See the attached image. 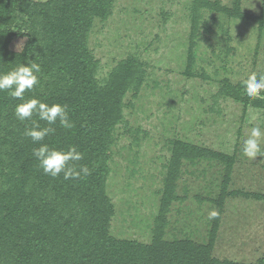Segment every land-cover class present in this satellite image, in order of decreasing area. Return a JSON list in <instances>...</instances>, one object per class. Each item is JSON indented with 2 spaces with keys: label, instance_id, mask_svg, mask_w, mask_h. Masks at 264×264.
Instances as JSON below:
<instances>
[{
  "label": "rangeland",
  "instance_id": "374dc122",
  "mask_svg": "<svg viewBox=\"0 0 264 264\" xmlns=\"http://www.w3.org/2000/svg\"><path fill=\"white\" fill-rule=\"evenodd\" d=\"M210 1L215 8L200 9L194 32L193 0H113L109 14L95 17L87 32L100 83L127 59L141 74L136 91L125 94L112 135L108 231L150 242L173 144L181 141L231 157V167L224 181L223 163L182 160L178 200L163 217L164 239L206 244L213 199L223 189L211 256L255 262L264 254V157L249 160L243 144L252 127L264 131V98L247 96L244 87L240 101L224 92L251 72L264 76V0H239L241 17L224 12L233 0Z\"/></svg>",
  "mask_w": 264,
  "mask_h": 264
},
{
  "label": "trees",
  "instance_id": "16d2710c",
  "mask_svg": "<svg viewBox=\"0 0 264 264\" xmlns=\"http://www.w3.org/2000/svg\"><path fill=\"white\" fill-rule=\"evenodd\" d=\"M112 2L0 0V73L34 60L41 65L39 84L25 93V99L67 104L75 125L71 130L54 125L55 134L44 142L65 150L76 146L84 154L79 164L91 169L80 180L45 175L32 155L39 145L24 135L31 122H21L14 115L22 101L0 92V264H264V254L247 263L211 256L223 189L213 199L219 216L212 219L206 244L164 239L163 217L170 202L178 200L175 183L182 160H217L224 164V181L231 167V157L181 141L173 144L150 242L109 234L113 205L106 179L112 135L123 117L126 92L136 91L141 82L133 59L119 62L103 83L95 77L96 63L86 35L95 17L104 19L109 14ZM238 2L233 0L224 12L243 16ZM201 8L210 10L215 5L193 0V32ZM21 42L23 50L18 51ZM191 65L190 58L187 67ZM242 87L243 83L225 88L224 95L240 101Z\"/></svg>",
  "mask_w": 264,
  "mask_h": 264
},
{
  "label": "clouds",
  "instance_id": "9594fccd",
  "mask_svg": "<svg viewBox=\"0 0 264 264\" xmlns=\"http://www.w3.org/2000/svg\"><path fill=\"white\" fill-rule=\"evenodd\" d=\"M259 2L261 3V0ZM23 46V42L19 43L17 50L22 51ZM40 72L41 65L34 60L29 61L27 65L21 64L12 71L0 73V92L7 91L13 99L22 101L15 106L14 115L21 122H31V127L25 128L24 135L30 138L33 144L39 145L33 148L32 155L42 172L52 178L62 174L64 180L84 179L91 174V169L87 165L79 164L84 154L76 146H69L65 150L44 142L47 137L55 134L54 125L65 130L75 127L69 117L67 104H49L35 97L25 99V93L31 92L34 86L39 84ZM243 86L247 96L254 99L264 98V76L258 78L256 72H251L243 81ZM40 121L47 126H41ZM262 142H264V131L260 127H252L243 144V155L251 161L257 156L264 157ZM218 216L219 212L212 210L208 218L211 220Z\"/></svg>",
  "mask_w": 264,
  "mask_h": 264
}]
</instances>
